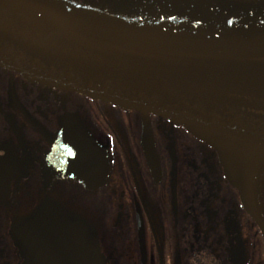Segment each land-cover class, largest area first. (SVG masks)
I'll return each mask as SVG.
<instances>
[{"label":"flooded vegetation","instance_id":"af4514ba","mask_svg":"<svg viewBox=\"0 0 264 264\" xmlns=\"http://www.w3.org/2000/svg\"><path fill=\"white\" fill-rule=\"evenodd\" d=\"M123 1L138 21L264 20V0ZM251 190L264 225V161ZM27 226L46 230V264H98L93 252L102 264H264V235L208 145L0 68V264H25Z\"/></svg>","mask_w":264,"mask_h":264},{"label":"water","instance_id":"95a60500","mask_svg":"<svg viewBox=\"0 0 264 264\" xmlns=\"http://www.w3.org/2000/svg\"><path fill=\"white\" fill-rule=\"evenodd\" d=\"M0 68L185 129L216 152L264 235L251 190L264 161V20L125 21L64 0H0ZM32 229L25 264H46V230Z\"/></svg>","mask_w":264,"mask_h":264},{"label":"trees","instance_id":"16d2710c","mask_svg":"<svg viewBox=\"0 0 264 264\" xmlns=\"http://www.w3.org/2000/svg\"><path fill=\"white\" fill-rule=\"evenodd\" d=\"M72 5L96 11L114 19L138 21L132 12L133 7L123 0H64Z\"/></svg>","mask_w":264,"mask_h":264}]
</instances>
